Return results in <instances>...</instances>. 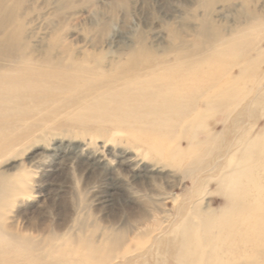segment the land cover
<instances>
[{
    "label": "rangeland",
    "instance_id": "1",
    "mask_svg": "<svg viewBox=\"0 0 264 264\" xmlns=\"http://www.w3.org/2000/svg\"><path fill=\"white\" fill-rule=\"evenodd\" d=\"M259 24L264 0H0V70L18 52L100 57L111 64L101 78L140 65L183 69L222 35L258 32L247 42L246 58L254 61L247 69L243 59L228 69L230 60L216 55L194 68L199 78L221 76L220 84L237 78L236 109L210 114L202 133L189 132L164 152L126 131L62 125L59 117L31 120L37 132L0 147V183L9 175L24 180L23 192L2 207L7 225L43 242L83 230L95 237L109 229L124 233L130 250L111 264H209L211 255L218 264H264V229L255 225L264 213V152L248 147L264 132ZM4 131L0 145L14 139ZM207 136L214 138L188 154L190 140ZM239 160L246 173L229 197L220 183ZM200 213L217 217L207 228L216 235L210 243Z\"/></svg>",
    "mask_w": 264,
    "mask_h": 264
},
{
    "label": "bare ground",
    "instance_id": "2",
    "mask_svg": "<svg viewBox=\"0 0 264 264\" xmlns=\"http://www.w3.org/2000/svg\"><path fill=\"white\" fill-rule=\"evenodd\" d=\"M254 31L256 28L249 27L229 36H220L206 55H202L200 62L194 61L193 65L183 69L169 63L140 65L137 69L121 72L119 76L108 75L106 78L100 75L111 71V64L100 57L12 54L8 68L0 70V140L5 129L12 131L14 139L5 136L7 142L5 145L2 142L0 147H8L17 139L21 140L20 137L23 140L37 132L38 126H34L31 120L37 123L59 117L62 125L96 127L97 132L126 131L134 138H144L142 143L164 152L170 143L189 132L192 135L202 133L200 131L209 124L211 117L208 120L206 117L210 114L231 113L236 109L240 103L237 78H228L225 84H220L221 76L207 73L199 78L194 68L202 63L209 65L214 62L213 57L223 56L230 60L226 64L228 69V65H236L242 59L247 69L254 62L246 58L249 37L258 33ZM206 138L197 144H191L190 140L188 154L214 137ZM248 147L257 153L264 152V132L252 138ZM174 152L177 154L178 150L175 148ZM243 163L236 161L221 180L220 186L226 189L229 197H236L242 185L241 180L246 173ZM22 179L3 176L0 183V264H35V260H40V264H111L118 255L126 257L130 250L128 238L124 233L111 229L98 237L88 235V232L85 234L83 230L82 234L75 236H50L44 242L14 231L7 225L2 207L16 192H23ZM234 204L239 206L237 201ZM223 212L222 215L226 213ZM200 215L204 217L205 225H210L206 229L212 227L217 218ZM262 221L264 213L255 224L264 229ZM203 238L210 243L216 235L207 229ZM260 239L264 243V230ZM208 261L209 264H218L212 255Z\"/></svg>",
    "mask_w": 264,
    "mask_h": 264
}]
</instances>
